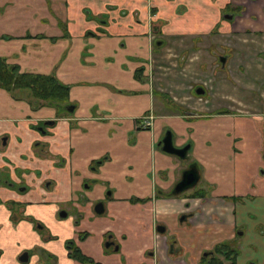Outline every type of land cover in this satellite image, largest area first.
<instances>
[{"label": "crops", "instance_id": "1", "mask_svg": "<svg viewBox=\"0 0 264 264\" xmlns=\"http://www.w3.org/2000/svg\"><path fill=\"white\" fill-rule=\"evenodd\" d=\"M229 34L250 44L232 56ZM258 37L264 0H0V58L54 77L70 107L0 88V264H206L221 244L233 264H264V107L184 115L150 77L156 50L188 39L257 82ZM165 130L178 148L196 139L198 189L171 194L187 166L158 147Z\"/></svg>", "mask_w": 264, "mask_h": 264}, {"label": "rangeland", "instance_id": "2", "mask_svg": "<svg viewBox=\"0 0 264 264\" xmlns=\"http://www.w3.org/2000/svg\"><path fill=\"white\" fill-rule=\"evenodd\" d=\"M228 14L231 13L228 12ZM224 40L226 42L224 43L225 45L233 48L231 52L233 56L235 47H239V44H250L251 38H248L246 35L229 34L225 36ZM257 40L259 42L256 40L251 42V47L263 48V38L258 37ZM174 44V41H170L167 46H162L159 50H156L158 55L156 54L157 56L150 65L152 85L164 93L165 102L167 104L170 103L174 111L188 116H198L205 112L207 108L210 109L211 106L215 105L216 101H219V103L223 101L226 106L233 109H248L249 111H257L259 107H264V100L260 98L261 93L264 91V76L261 79H257V82H253V78L249 77L243 68H240L238 71L240 74H245L242 77L236 76L233 61L226 62L228 60L227 56L230 54L227 48L220 50L214 44L212 45V50L206 52L200 51V48L188 39L182 40L179 44ZM253 54L254 51L252 52ZM221 57L224 58L223 65L219 62V58ZM259 57L263 56L260 55ZM216 74L217 76H215ZM219 76L224 78L220 80ZM211 78L213 79L211 80ZM196 88L201 89L203 94H195L194 90ZM245 106L248 107L245 108ZM196 122L195 119L189 121L190 124ZM167 131L169 130L163 132L161 138ZM172 131L174 135L177 132L180 134L177 126H172ZM169 132L171 133V131ZM225 134L215 137L223 140L226 145L228 138ZM189 139L190 143L184 142L182 146H179L180 148L189 145L188 151L190 152L183 159V163L187 167L192 164L190 157L193 158V155L197 154V150H193V147H191L192 143L193 146L194 144L196 146V139L194 137H189ZM174 147L176 146L174 145ZM198 186L196 185L187 192L198 189Z\"/></svg>", "mask_w": 264, "mask_h": 264}, {"label": "trees", "instance_id": "3", "mask_svg": "<svg viewBox=\"0 0 264 264\" xmlns=\"http://www.w3.org/2000/svg\"><path fill=\"white\" fill-rule=\"evenodd\" d=\"M0 88L10 93L16 91L26 92L35 103H45L56 108H65L67 105L68 89L54 77L19 72L17 66L7 64L3 58H0ZM194 195L202 196L201 194L198 195V193ZM66 249L70 258L78 262L92 263L88 258H84L80 254L72 242L66 243ZM213 252L221 255L228 264H233L235 251L230 250L229 245L221 244ZM208 264L221 263L212 256L209 257Z\"/></svg>", "mask_w": 264, "mask_h": 264}, {"label": "water", "instance_id": "4", "mask_svg": "<svg viewBox=\"0 0 264 264\" xmlns=\"http://www.w3.org/2000/svg\"><path fill=\"white\" fill-rule=\"evenodd\" d=\"M231 18H232V16L229 15L228 19H231ZM219 62L221 65H223L224 58H219ZM195 93L196 94H202V90L201 89L196 90ZM65 110L70 111V107L69 106L65 107ZM46 124L51 125L52 122H48ZM157 145L164 154L174 156L180 160H183L186 158L187 152L189 150V145H185V146L180 147V148L174 147V145L172 143V135L169 131H167L165 133V135L159 140ZM262 158L264 160V145H263V151H262ZM197 180H198L197 169L195 167V164H191L188 166L187 169L182 171L178 182L172 188L171 194L172 195H178L181 192L192 188L196 184ZM94 211L96 214H100L102 212L101 204H96ZM64 215L65 214H63V213L61 214V216H64ZM110 245H111V243L106 242L104 244V247L107 248ZM114 250L116 251L117 247H114ZM18 260L20 262L26 261V253H23L18 258Z\"/></svg>", "mask_w": 264, "mask_h": 264}, {"label": "flooded vegetation", "instance_id": "5", "mask_svg": "<svg viewBox=\"0 0 264 264\" xmlns=\"http://www.w3.org/2000/svg\"><path fill=\"white\" fill-rule=\"evenodd\" d=\"M222 58V57H221ZM196 90H199V88H196L195 90H194V92L196 91ZM202 93H203V91H202ZM196 94V93H195ZM188 167H186V169H187ZM178 182V181H177ZM176 182V183H177ZM172 191V190H171ZM169 195V194H168ZM229 249L230 250H234L235 248L233 247V246H231V245H229ZM214 251V250H213ZM213 251H211V252H208L206 255L207 256H209V257H215V258H217V257H219V258H217V260L220 262V263H222L224 260H223V258H222V256L221 255H217V254H215V252H213ZM235 251V250H234ZM205 255V254H204ZM209 259V258H208ZM208 259H207V262H206V264H208Z\"/></svg>", "mask_w": 264, "mask_h": 264}, {"label": "built area", "instance_id": "6", "mask_svg": "<svg viewBox=\"0 0 264 264\" xmlns=\"http://www.w3.org/2000/svg\"><path fill=\"white\" fill-rule=\"evenodd\" d=\"M145 126L144 127H146L147 125H148V122H145V124H144Z\"/></svg>", "mask_w": 264, "mask_h": 264}]
</instances>
